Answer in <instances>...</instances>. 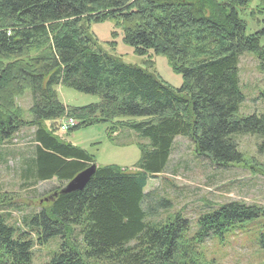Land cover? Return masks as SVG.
<instances>
[{
  "label": "trees",
  "instance_id": "obj_1",
  "mask_svg": "<svg viewBox=\"0 0 264 264\" xmlns=\"http://www.w3.org/2000/svg\"><path fill=\"white\" fill-rule=\"evenodd\" d=\"M251 1L0 0V141L34 127L35 151L23 170L33 182L22 184L59 181L39 209L22 216L23 226L9 224V212H0V264H32L34 244L56 236L57 249L41 264H205L201 245L207 239L258 217L257 243L264 249V206L227 202L201 212L192 225L177 213L159 216L170 211V201L144 192L148 178L164 172L177 135L217 166L243 161L231 135H264V111L236 116L243 100L239 56L252 52L264 70V0L250 9L260 30L247 34L240 16ZM104 19L122 27L135 54L165 55L181 85L174 88L148 67L105 51L90 30ZM57 85L99 101L64 105ZM26 89L29 118L16 103ZM63 116L77 121L69 132L110 123L108 136L119 125L148 143L138 144L133 170L96 166L81 190L60 192V183L94 163L57 134Z\"/></svg>",
  "mask_w": 264,
  "mask_h": 264
},
{
  "label": "rangeland",
  "instance_id": "obj_2",
  "mask_svg": "<svg viewBox=\"0 0 264 264\" xmlns=\"http://www.w3.org/2000/svg\"><path fill=\"white\" fill-rule=\"evenodd\" d=\"M257 4L252 0L247 10L240 16L246 24V33L251 34L261 29L257 22L258 16L252 17L250 9ZM90 30L98 44L110 54L121 57L126 63L148 67L158 79L177 88L182 83V77L176 73L165 55H155L149 52L140 56L132 47L124 43L122 27L115 20L104 19L90 24ZM259 46L264 47V36L259 38ZM113 48V50H112ZM239 89L243 100L236 116L264 111V70L252 52H242L238 61ZM57 99L64 105L81 107L96 103V95L86 94L63 85L54 86ZM16 103L22 108L23 117L29 118L27 108L31 104V92L26 89L16 98ZM110 123H95L81 127L72 132H57L64 140L85 150L93 156L98 167L118 165L121 168L134 169L140 157L138 144L146 145L148 139L139 136L127 127L117 125L115 134L107 135ZM34 127L24 126L19 129L9 141L0 144V212H9L7 218L11 225L23 226L22 216L39 209L43 200L47 199L51 189L58 185L53 182H38L32 187L21 185L31 183L23 177L21 158L6 157V148L22 149L28 146L31 131ZM231 139L242 153V163L217 166L203 156H197L193 143L182 135L174 138L170 156L164 172L148 178L144 192L155 191L167 198L171 203L168 212L160 211L159 216L180 214L193 225L197 216L221 204L239 201L247 204L264 206V135L233 134ZM1 142V141H0ZM6 144V145H5ZM25 146H24V145ZM34 146H28L26 157L31 159ZM3 157V158H2ZM21 171V172H20ZM66 182L60 183L64 185ZM59 184V185H60ZM152 204L150 199H147ZM262 218L236 223L221 236L207 239L202 245L205 264H264V249L257 243V236L262 231ZM60 238L49 239L43 245L34 244L32 248V264L47 262Z\"/></svg>",
  "mask_w": 264,
  "mask_h": 264
},
{
  "label": "water",
  "instance_id": "obj_3",
  "mask_svg": "<svg viewBox=\"0 0 264 264\" xmlns=\"http://www.w3.org/2000/svg\"><path fill=\"white\" fill-rule=\"evenodd\" d=\"M95 168V164H91L83 170L79 171L64 185L63 188H61L60 192H71L81 190L83 186L87 183L90 176L93 174Z\"/></svg>",
  "mask_w": 264,
  "mask_h": 264
},
{
  "label": "crops",
  "instance_id": "obj_4",
  "mask_svg": "<svg viewBox=\"0 0 264 264\" xmlns=\"http://www.w3.org/2000/svg\"><path fill=\"white\" fill-rule=\"evenodd\" d=\"M34 129L35 128H33V131H34ZM19 131V130H18ZM33 131H31V134H30V140H29V145L28 146H30V145H32V146H35V144H36V142H34L33 141ZM115 133V132H114ZM4 141H9V139L8 140H3V141H1L0 142V144H2V142H4ZM6 145V144H5ZM24 145V144H23ZM25 146V145H24ZM28 146H25L23 149H22V145H16L15 144V147H18V148H16V149H13V148H10V144L9 145H7L6 146V148H1V151L4 149V150H7L8 152V154L9 155H6V157H19V158H21V163H22V166L20 167L21 168V170H22V168H24V161L26 160V159H28L27 157H26V154L28 153ZM33 153V152H32ZM32 155V154H31ZM3 158V157H2ZM21 172V171H20ZM23 176V175H22ZM25 176V175H24ZM53 180H56V178L55 177H52L51 179H48V180H44V181H42V182H53ZM58 181V180H57ZM21 185H23L22 183H21Z\"/></svg>",
  "mask_w": 264,
  "mask_h": 264
},
{
  "label": "built area",
  "instance_id": "obj_5",
  "mask_svg": "<svg viewBox=\"0 0 264 264\" xmlns=\"http://www.w3.org/2000/svg\"><path fill=\"white\" fill-rule=\"evenodd\" d=\"M75 121L71 117L63 118L60 121L59 128L61 131L67 130L69 127L73 126Z\"/></svg>",
  "mask_w": 264,
  "mask_h": 264
}]
</instances>
